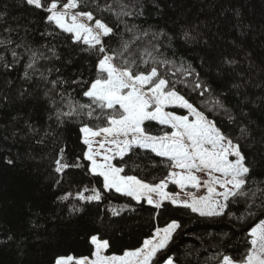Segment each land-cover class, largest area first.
Masks as SVG:
<instances>
[{"label": "snow or ice", "instance_id": "6c2138e0", "mask_svg": "<svg viewBox=\"0 0 264 264\" xmlns=\"http://www.w3.org/2000/svg\"><path fill=\"white\" fill-rule=\"evenodd\" d=\"M151 3L159 7L158 0ZM144 7V0H0V120L5 121L0 123V160L15 168L22 157L13 158L11 150L18 143L46 147L51 141L56 147L49 181L60 192L51 202L60 209L54 218L70 227L79 225L89 206L105 214L92 223L103 224L107 213L136 212L133 202L154 210L151 220L156 221L137 245L119 250L94 227L85 233L87 254H77L61 248L59 232L47 227L53 217L42 215L45 202L38 192L26 213L29 235L11 228L0 234V246L13 252L15 264H26L30 245L47 253L42 264H180L170 245L182 223L158 222L167 205L249 225L242 251L221 240L203 264H264V129L251 121L237 124L219 99L206 101L212 107L205 109L185 94L190 86L205 97L212 88L191 63L177 65L168 53L181 41L199 44V35L188 28L177 36L142 27L134 21ZM227 7L241 26L246 5L227 0ZM37 22L42 31L33 27ZM37 32L44 43L36 40ZM201 61L210 73L211 53ZM222 62L235 63L228 57ZM217 109L227 116V126L210 118ZM68 131L76 132L79 153L69 152ZM148 167L164 174L152 180L137 174ZM73 170L83 172L87 183H74ZM115 197L129 202L111 207ZM184 255L187 264L193 257L201 264L199 249Z\"/></svg>", "mask_w": 264, "mask_h": 264}, {"label": "trees", "instance_id": "16d2710c", "mask_svg": "<svg viewBox=\"0 0 264 264\" xmlns=\"http://www.w3.org/2000/svg\"><path fill=\"white\" fill-rule=\"evenodd\" d=\"M7 2L11 4L13 0ZM158 2L157 8L152 5L151 0H144V15L134 22L144 28L151 26L175 31L177 36L182 28L191 29L193 35H199V44L189 42L185 45L181 41L180 45L174 46L172 52L168 53L169 58L175 59L177 65L181 60L185 64L191 63L201 73L200 79L210 84L212 88L211 94L205 97L194 93L190 86L184 90L185 94L205 109L212 107V104L205 103L206 101L219 99L236 117L237 124L251 121L253 127L264 129V0H239V3L246 5L241 9L244 22L239 27L237 26L239 21L227 7V0H158ZM13 11L15 15H21L20 12ZM33 27L43 30V26L38 22L34 23ZM35 38L39 43H44L40 40L38 32ZM206 40L207 45L204 43ZM206 51L210 52L214 59L210 73L207 65H202L201 61ZM172 53L175 55L173 56ZM225 57L234 60L235 63L224 64L222 61ZM67 71L71 73L74 69L69 68ZM191 79L195 80V77ZM210 118L228 125L227 116L220 114L219 109L217 114L210 115ZM4 122L0 120V123ZM152 129L155 131L156 126L153 125ZM64 138L68 141L70 153L80 152L82 146L76 139V132L68 131ZM54 147L56 146L51 141L46 147L36 146L34 143L30 145L28 141H24L11 150L13 158L17 153L21 154L22 158L17 160V167H9L0 160V234L2 230L11 228L12 231L17 232L23 230L24 235H29L30 217L26 213L35 204L38 192H42V199L45 202V211L42 215L53 217L48 221L47 227L59 232L60 246L64 250L87 254L89 246L85 233L94 227L99 228L105 238H112L115 250L137 245L138 241L149 232L150 224L151 226L156 224V221L151 220L154 210L146 205L140 208L133 202L137 211L124 212L119 217L107 213L103 224L92 223L98 214L105 215L98 213L95 205L88 207L79 225L70 227L67 221H57L54 218L60 214V209L51 203L60 192L52 188L49 181L50 156ZM27 153H31L34 158H27L25 155ZM142 163L148 164L149 161L144 160ZM137 174L152 180L161 177L164 170L148 167L137 170ZM69 176L76 184L87 183V177L79 170L71 171ZM67 187L68 184L65 183L63 188ZM128 202L127 198L115 197L111 207ZM106 205L107 201L99 207L103 209ZM169 219H179L183 225L170 245V248L178 254L180 264H187L184 253L189 248L200 250V261L203 264L204 258L212 248L219 245L221 240L225 242V246L231 245L234 249L242 251L241 240L249 226L237 223L235 219L230 220L227 216L205 219L189 210L167 205L166 210L159 217V225L163 226ZM225 233L228 235L225 236ZM205 249L208 251H204ZM46 255L44 249L30 245L26 264H42ZM16 260L17 257L10 249L0 246V264H15ZM193 264H196L195 257Z\"/></svg>", "mask_w": 264, "mask_h": 264}, {"label": "rangeland", "instance_id": "374dc122", "mask_svg": "<svg viewBox=\"0 0 264 264\" xmlns=\"http://www.w3.org/2000/svg\"><path fill=\"white\" fill-rule=\"evenodd\" d=\"M172 191H178V189H176L174 186H170Z\"/></svg>", "mask_w": 264, "mask_h": 264}]
</instances>
